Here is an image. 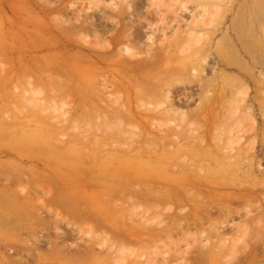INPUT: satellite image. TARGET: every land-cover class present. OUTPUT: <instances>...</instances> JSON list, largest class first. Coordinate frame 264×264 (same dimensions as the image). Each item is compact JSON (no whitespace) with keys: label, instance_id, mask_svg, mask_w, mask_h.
<instances>
[{"label":"rangeland","instance_id":"rangeland-1","mask_svg":"<svg viewBox=\"0 0 264 264\" xmlns=\"http://www.w3.org/2000/svg\"><path fill=\"white\" fill-rule=\"evenodd\" d=\"M0 264H264V0H0Z\"/></svg>","mask_w":264,"mask_h":264}]
</instances>
